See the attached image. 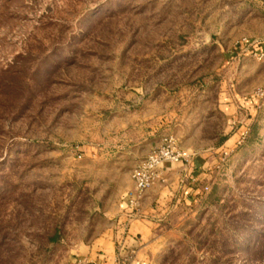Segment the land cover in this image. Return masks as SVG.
I'll use <instances>...</instances> for the list:
<instances>
[{"label": "rangeland", "instance_id": "obj_1", "mask_svg": "<svg viewBox=\"0 0 264 264\" xmlns=\"http://www.w3.org/2000/svg\"><path fill=\"white\" fill-rule=\"evenodd\" d=\"M171 109L177 149L231 138L149 264H264V0H0V264L94 239L127 122Z\"/></svg>", "mask_w": 264, "mask_h": 264}, {"label": "crops", "instance_id": "obj_2", "mask_svg": "<svg viewBox=\"0 0 264 264\" xmlns=\"http://www.w3.org/2000/svg\"><path fill=\"white\" fill-rule=\"evenodd\" d=\"M219 109H222L221 104ZM168 111V114L159 111V116H140L127 122L141 133L123 139L118 150L119 157L130 160L124 169H118L120 177L114 183L117 194L107 202L98 203L105 224L94 234V239L83 241L68 251L66 264H149L159 249L158 241L169 227L170 216H174L183 198H190L189 195L203 189L201 181L209 164L207 157L219 152L231 137L222 144L214 143L208 153L198 146L184 148L192 153L191 161L165 163L160 178L139 200V206L130 205L136 191L126 170L137 166L160 146L163 137L177 125L178 114L176 116L172 109ZM239 133L241 130L234 134L236 142L243 136Z\"/></svg>", "mask_w": 264, "mask_h": 264}, {"label": "built area", "instance_id": "obj_3", "mask_svg": "<svg viewBox=\"0 0 264 264\" xmlns=\"http://www.w3.org/2000/svg\"><path fill=\"white\" fill-rule=\"evenodd\" d=\"M247 130L241 137H246ZM239 143L241 140L238 141ZM192 153L188 150L177 149L172 136L165 138L163 144L154 148L148 156L142 160L132 171V179L135 185V196L130 200V205L137 208L139 200L145 195L160 178L161 169L167 162L191 161Z\"/></svg>", "mask_w": 264, "mask_h": 264}, {"label": "trees", "instance_id": "obj_4", "mask_svg": "<svg viewBox=\"0 0 264 264\" xmlns=\"http://www.w3.org/2000/svg\"><path fill=\"white\" fill-rule=\"evenodd\" d=\"M228 137L229 136H224L222 139H220V141L218 142V144L224 143L228 139Z\"/></svg>", "mask_w": 264, "mask_h": 264}]
</instances>
